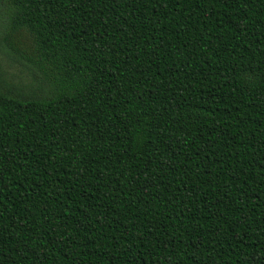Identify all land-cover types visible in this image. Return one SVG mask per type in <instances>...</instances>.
Here are the masks:
<instances>
[{
	"label": "trees",
	"instance_id": "16d2710c",
	"mask_svg": "<svg viewBox=\"0 0 264 264\" xmlns=\"http://www.w3.org/2000/svg\"><path fill=\"white\" fill-rule=\"evenodd\" d=\"M0 264H264V0H0Z\"/></svg>",
	"mask_w": 264,
	"mask_h": 264
}]
</instances>
